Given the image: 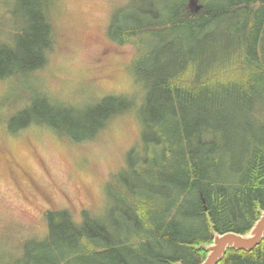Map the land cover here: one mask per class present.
Masks as SVG:
<instances>
[{
	"label": "trees",
	"instance_id": "16d2710c",
	"mask_svg": "<svg viewBox=\"0 0 264 264\" xmlns=\"http://www.w3.org/2000/svg\"><path fill=\"white\" fill-rule=\"evenodd\" d=\"M187 1L147 0L127 16L117 13L104 39L120 52L104 73L125 68L145 88L136 123L142 144L132 147L122 170H105L104 178L110 197L135 213L125 212L128 237L142 224L140 240L110 232L90 210L79 218L51 210L47 237L61 240V248L47 238L33 240L12 263L134 264L129 256L139 249L146 264H199L213 233L244 234L258 219L264 210V0H197L193 12ZM15 2L20 30L14 46H0V76L34 74L64 48L59 37L70 38L59 27L56 0ZM127 45L135 57L123 67L118 59ZM44 98L34 122L18 129H56L67 139L64 152L82 155L109 148L111 124L124 122L135 107L117 93L84 106ZM3 149L0 160L11 165L10 150ZM216 264H264V238L250 251L228 249Z\"/></svg>",
	"mask_w": 264,
	"mask_h": 264
},
{
	"label": "rangeland",
	"instance_id": "374dc122",
	"mask_svg": "<svg viewBox=\"0 0 264 264\" xmlns=\"http://www.w3.org/2000/svg\"><path fill=\"white\" fill-rule=\"evenodd\" d=\"M146 1L56 0L59 27L68 28L65 34L70 36L67 40L59 37L58 42L64 48L55 51L46 66L35 69L34 74L21 70L19 76H0V151H4L5 145L13 159L11 165L0 160V255L4 264H17L12 263L14 258H21L33 240L47 238L45 243L54 242L61 248V240L55 241L50 234L47 237L46 215L50 210H67L76 218L81 211L90 210L101 214L110 232L118 230L126 241L136 242L142 237L140 222L135 234L128 237L122 225L126 221L125 212L135 213L114 194L110 197L109 188H105L103 181L108 173L105 170L119 169L124 165L128 151L138 141L142 144L136 123L139 122L138 107L144 101L145 89L133 75H127L125 68L115 66L112 73H104L117 61V54L113 53L120 54L116 49H108L104 39H108V28L117 13L127 16ZM17 9L15 0H0V46L16 44L15 33L20 30ZM188 10L193 12L194 7ZM211 43L212 39H209L208 46ZM125 49L128 53L124 52L126 54L118 59L123 67L135 57L129 45ZM105 93L131 97L136 106L124 122L111 124L107 149L93 148L89 154L82 155L69 148L68 154L62 149L63 144L68 145L67 139L56 129L37 124L18 129L27 121L34 122L39 115L38 107H44L45 95L84 106ZM23 107L27 112L19 116L20 111L16 112ZM12 128L16 131H10ZM79 158L86 159L82 163ZM198 221L195 222L200 227ZM169 252L173 253L172 249ZM142 256L136 249L129 257L134 264H146L142 262Z\"/></svg>",
	"mask_w": 264,
	"mask_h": 264
},
{
	"label": "water",
	"instance_id": "95a60500",
	"mask_svg": "<svg viewBox=\"0 0 264 264\" xmlns=\"http://www.w3.org/2000/svg\"><path fill=\"white\" fill-rule=\"evenodd\" d=\"M188 6L194 7L195 11L200 8L196 0H189ZM213 236L212 243L204 245L207 256L200 264H216L228 249H252L264 236V210L260 211L259 218L244 235L227 232L224 234L213 233Z\"/></svg>",
	"mask_w": 264,
	"mask_h": 264
},
{
	"label": "bare ground",
	"instance_id": "6f19581e",
	"mask_svg": "<svg viewBox=\"0 0 264 264\" xmlns=\"http://www.w3.org/2000/svg\"><path fill=\"white\" fill-rule=\"evenodd\" d=\"M206 208V207H205ZM204 208V209H205ZM206 210V209H205ZM227 232H233V231H227ZM227 232H224V233H227ZM224 233H221V234H224ZM233 233H235V232H233ZM236 234H239V235H244V234H240V233H236ZM264 238V236L260 239V241L259 242H257L253 247H252V249L257 245V244H259L261 241H262V239ZM235 250H240V249H235ZM251 250V249H250ZM250 250H246V251H250ZM226 253V252H225Z\"/></svg>",
	"mask_w": 264,
	"mask_h": 264
}]
</instances>
